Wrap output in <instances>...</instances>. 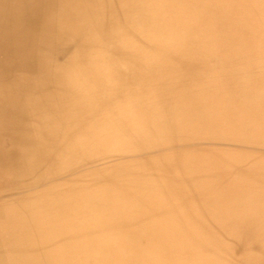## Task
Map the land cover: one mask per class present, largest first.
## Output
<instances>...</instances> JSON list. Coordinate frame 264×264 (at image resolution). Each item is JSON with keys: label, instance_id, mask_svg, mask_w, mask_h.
Returning a JSON list of instances; mask_svg holds the SVG:
<instances>
[{"label": "rangeland", "instance_id": "374dc122", "mask_svg": "<svg viewBox=\"0 0 264 264\" xmlns=\"http://www.w3.org/2000/svg\"><path fill=\"white\" fill-rule=\"evenodd\" d=\"M159 2L171 15L162 13L159 27L151 20L137 27L129 8L128 16L119 15L123 30L113 20L100 22L99 36L93 37L89 8L79 1L77 38H84L80 25L86 40L91 38L85 50L96 59L81 69L75 66L78 78L72 88L85 90L89 98L82 104L69 101L80 108L70 114L64 110L66 117L59 107L67 98L53 91L61 77L68 80L72 74L60 61L72 59L77 41L70 38L67 48L60 51L58 46L55 56H44V65L27 66L17 58L40 35L28 37L23 26L21 35L10 36L8 18L0 19V116L5 117H0V210L5 208L6 223L32 209L53 212V219L25 229L37 248L38 230L52 233L53 264H264V0ZM111 4L121 13L116 1ZM67 11L59 12L55 1V24L72 22ZM59 14L65 18L57 19ZM39 19L37 28L44 25V18ZM92 26L94 30V18ZM109 26L115 30L104 34ZM178 26L182 46L178 51L167 48L166 64L133 67L131 60L139 52L134 44L169 35L174 41ZM155 50L151 47L146 55ZM84 61L89 63L90 56ZM142 69L143 75L138 74ZM96 73L101 80L88 82ZM41 90H53L46 92L52 105L46 119L41 109L30 112L32 106L26 105L37 93L43 96ZM118 111L122 141L109 148L102 133L108 115ZM91 128L99 133L93 135ZM127 129L136 133L127 137ZM15 139L19 144L8 150ZM76 141L81 146L71 149ZM94 184L97 198L72 213L71 198L77 192L87 198ZM126 197L133 202L123 204ZM60 216L66 230L78 228L73 241L64 242ZM2 221L0 232L5 234ZM90 222L95 223L92 229ZM181 239L185 250L174 254ZM200 244L209 249L189 250ZM77 247L80 252L72 262L59 256L61 248L71 257ZM3 249L0 264L8 251ZM228 251L232 258L221 260ZM36 253L35 248V258Z\"/></svg>", "mask_w": 264, "mask_h": 264}, {"label": "bare ground", "instance_id": "6f19581e", "mask_svg": "<svg viewBox=\"0 0 264 264\" xmlns=\"http://www.w3.org/2000/svg\"><path fill=\"white\" fill-rule=\"evenodd\" d=\"M55 1H56V7L58 8L59 12H61V11H62V13H63V11L66 12L67 7H68V11L72 15V18H71L72 22L69 25L67 23H61V22H58V23L56 22V24H55V15L53 14V11L55 8ZM79 1L80 0H44V1L43 0H6V1L1 0V2H0V12H1L0 13V19L2 17L8 18L10 28L7 31L12 34L10 36L21 35L19 33H20V29H22L23 26L25 27L24 29H29V33H27L25 31V35H27L28 37H33V36L38 35V34L40 35V40H38L35 43V45L30 47L24 53V55H22V59L20 57L17 58L20 61V63H23L27 66H31L34 63L39 64V66L44 65V60H43L45 58L44 56H46L47 58H52L53 56H55L56 52H58L57 51L58 46H60V51L62 48L63 49L67 48L70 45L69 42L72 41V40H70V38L77 41L76 43L78 44V46L76 47L75 52L72 54V59H71V60L75 59L76 60L75 62H77V64L73 63L68 58H64L63 61H60L62 65H64L65 67H68V72L72 71V74L67 76L68 80H65L63 77H61L60 85L57 88H54V91L52 90L53 92L58 93L60 95V99H62L63 97L67 98L66 99L67 101L65 103H62V105L60 103V107H59V108H61L60 112L63 114L65 113L66 110L68 111V114H70V110H72V109L79 110V108H80V107H77L74 105H68L69 101L72 102L75 99H78L77 103L82 104V103H80V101L83 102L84 99L89 98V96L85 92V90H78L77 91L76 89L72 88L71 83H73L75 81V79L78 78V76L76 74L75 66L77 68H79V65H80V69H81L82 64L83 65H86V64L90 65L96 59L95 53H90V52L85 50V48L88 47V44H89V41L91 38H88L86 40V38H85L86 36H85L84 31H83V27L80 25H79V27H80L83 35H84V38H77V32H78L77 21L82 23L81 9L77 8ZM85 1H86L87 9L89 8L88 9V15L90 18L89 23H90V29L92 31L91 33L93 34V37L99 36V33L101 31V27H99L100 22L102 24H105V23H108L111 20H113V22L116 24L118 30L119 31L123 30L125 25H123L120 22L121 20H119V15H121L123 12L122 15L128 16V14L130 13L129 8L132 9V11H133L132 15H133V18L136 19L135 24L137 25V27H142L144 25V23L149 24V20H151V22L155 25V28H156L158 26V22H160L162 19H165V18H162V13L164 15L171 16L169 14V12L161 10V8H160L161 3L159 2L160 0H127V1L126 0H106V2L99 1V0H85ZM113 1L117 2V4H118L117 9L121 13L116 12L115 8L111 4ZM43 4L46 7H43ZM105 4H107V7L104 8ZM99 9L102 11L100 12ZM106 10H108V11H106ZM68 11H67V13H68ZM102 12H103V14H102ZM61 14H59L58 17H56V18L59 20H62L63 18H65L64 15H61ZM42 17L44 18V25L40 28H37L38 26H36L35 24L38 20H40L39 18L42 19ZM68 17H69V15H68ZM93 18L95 20L94 30L92 29ZM99 18H100V21H99ZM33 30H35L36 33H34ZM113 30H115V29L113 27L109 26L105 32L103 31V33L104 34H110ZM64 31L68 32V36H66V38L61 36V34ZM174 31L176 32V38L174 41H172L170 39L171 36L169 35L167 37V39H163V40H153V39L148 40L147 39V40H143V41L139 42L138 44H134L135 46L138 47L139 52L137 55L134 56V59L131 60L132 62L134 60L133 67L136 64H140V65L146 64V66H151V65L155 64L156 61H158L160 64H166L168 62V55H169L168 51H169V49H173V50L178 51L177 48H180L182 46L180 44V38L177 37V34H179V26L176 27L174 29ZM131 40L132 39H130V40L127 39L125 42L129 41V43H130ZM166 40L171 41L170 43H173V44H168L169 42H167ZM46 42H47V44H46ZM45 46H46V49L44 51ZM151 47H154L156 50L152 54H149V55L147 54L149 57L145 58L144 56H147L146 53L148 52V50ZM167 48H169V49L167 50ZM100 50L101 49H99V51ZM180 52H173V53H180ZM27 55H31L32 57L34 56V61L31 62L32 59L27 60L26 57H29ZM88 55L90 56V61H89V63H86L84 60H85L86 56H88ZM16 56H18V55H16ZM141 57H143V58H141ZM138 58H141L144 61L141 63H137L140 60V59L138 60ZM35 59H37V60H35ZM79 61H80V63H79ZM45 62H46V60H45ZM14 64H16V63H14ZM17 66H18V64H17ZM144 71L145 70L142 69L140 72H138V74L143 75ZM83 74H85V73H83ZM29 76H27V77H29ZM98 76H100V75L98 73H96L95 75L92 76V78H90V80H88V82L89 81L91 82V79L98 78ZM24 78H26V77H24ZM98 79H100V78H98ZM52 91L51 90H49V91L41 90V92H43V96L40 95V93H37L38 96L35 97V99H36L35 101H33L32 103L26 102V105L32 106V109L30 110V112L33 109H35V110L41 109L44 112L45 119H46L51 114V109H52V105L48 102V99H47V97L49 96V93H46V92H52ZM135 93H136V91H135ZM39 97L41 100L39 99ZM80 98H81V100H80ZM12 99H14V98H11V100ZM8 101H9V99H8ZM20 110H21V108H20ZM23 110L24 109H22L21 112H23ZM27 111H28V109H27ZM15 113H16V116H19V115H17V112H15ZM38 113L41 114L40 117H42V112L40 111ZM121 113L122 112L118 111L117 114L116 113L112 114V116L108 115L110 117V119L107 121L106 127H104L105 125L104 126L101 125L102 127L106 128V133H102L103 143H106V146H108L109 148H116V145L120 141H122V139L120 137L121 136L120 132L123 133V127L120 125V119H122V118H120ZM76 114H77V112H76ZM66 115L67 114L65 113L62 117H66ZM31 116H34V115H31ZM0 117L5 119L3 114ZM21 119L22 118H20V120H17V121H20V126H21V123L23 122V121H21ZM33 121L39 122V125L41 124V121L39 119H36ZM25 122L27 123V121H25ZM108 123H112V125H109ZM7 127L13 128L12 124L7 125ZM23 129H24V127H23ZM124 129L126 130L125 127H124ZM148 129H149V127H147L145 130L147 131ZM0 131L3 132L2 130H0ZM89 131H93L92 132L93 135L99 133V131L97 129L94 130L91 128ZM7 133H9V132H7ZM134 133H136V132H134L130 129H127L125 136L131 137V135H133ZM86 139H88L91 142L89 136H86ZM10 140H13V139H10ZM97 141H99V140H97L96 138H93V140H92V142H94V143H96ZM23 143H25V142L23 141L22 144ZM81 143L82 142H79V141L74 142V144L71 143L70 148L71 149L79 148L81 146ZM18 144H19V141L17 139H15L14 141H11V147L8 148V150L14 149ZM17 149H16V151H17ZM22 149H24V147ZM96 187H97V184H94L92 186L91 192L86 195L87 198H83V195H79V193L77 192V196L75 197V199H73L74 197L71 198L70 205L73 206V208H71L70 211L72 213L76 214L79 211V208L81 207L82 202H85L88 199H89V201L93 200V198L96 199L97 198V197H95ZM81 198H83V200ZM133 199H134L133 197H126V202L123 204L131 203V202H133ZM30 208H31V205L28 206V209H30ZM60 209L61 208H58V210L57 211L55 210V211L60 212ZM4 211H5V208L0 210V219L3 220L1 223L3 231H5V230L6 231H5V234H4V232H0V244H1L0 247L4 248V249L6 248L8 251H7V253H4L5 255L2 257V263L1 264H53L54 260H52V258H51V250H52V247H53V244L55 243V241L52 240V239H54L52 236V233H50V232L49 233L48 232L42 233L38 230V239H39L38 248L36 246V242L34 241L35 238L31 237L30 234L26 235V234H28L27 232L25 233V229H26L27 225H33L32 223L36 222V221H37V224H42V222H46V220H48V219H53L52 218L53 212H42V213L39 212L38 213L36 210L32 209L31 212H27V215L25 217L23 215L19 219H15V220H12V222H10V223H6L5 222L6 216L4 215ZM56 212H55V215H56ZM88 212H89V210H87V212H85L86 215L88 214ZM132 212H133V206H131L129 213H132ZM60 218L61 219H58V228L62 231H65L66 235H67V241H64V242L67 243L70 240L73 241V239L77 233L78 228L76 226H71V227L68 226V229L66 230V226H65L66 224H64L65 221L62 220V218H63L62 216H60ZM93 225H95V223L90 222L88 224V227L90 229H92ZM173 232H175V231H172V233ZM181 242H182V243H180L181 246H180V244H178L177 246L174 244V246H173L174 247L173 248L174 254H176V252L178 255L182 254V251L185 250L183 248V239H181ZM35 248L37 249V252L40 251V253H36V258H35ZM203 249H209V248L205 244H203V245L200 244V245H197L195 247H192L189 250H194L195 253H199L201 250L203 251ZM60 250H61V254H59V256L65 260V263H66V261L69 263H70V261L72 262L73 259H75V257H77L78 253L80 252L78 247H77L74 249V254L73 255L71 254L72 255L71 257H69V256L66 257L64 249L61 248ZM32 254H34V256L32 257V260H31L30 256ZM229 257L232 258V256L230 255V252L229 251L225 252L224 258L221 255V260H224V261L229 260ZM41 258H42V261H38V262L36 261L37 259L41 260ZM34 259H35V261H34ZM116 264H119V261Z\"/></svg>", "mask_w": 264, "mask_h": 264}]
</instances>
